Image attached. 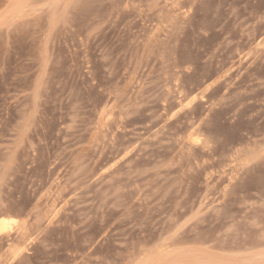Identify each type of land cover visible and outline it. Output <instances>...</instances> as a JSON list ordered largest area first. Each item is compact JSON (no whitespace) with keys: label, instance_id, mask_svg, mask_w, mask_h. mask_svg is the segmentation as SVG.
<instances>
[{"label":"rangeland","instance_id":"rangeland-1","mask_svg":"<svg viewBox=\"0 0 264 264\" xmlns=\"http://www.w3.org/2000/svg\"><path fill=\"white\" fill-rule=\"evenodd\" d=\"M0 264H264V0H0Z\"/></svg>","mask_w":264,"mask_h":264},{"label":"bare ground","instance_id":"bare-ground-1","mask_svg":"<svg viewBox=\"0 0 264 264\" xmlns=\"http://www.w3.org/2000/svg\"><path fill=\"white\" fill-rule=\"evenodd\" d=\"M7 225H8V224H7L6 222H3V223L1 224V230H2V231H6V228L8 227ZM2 231H1V232H2Z\"/></svg>","mask_w":264,"mask_h":264}]
</instances>
